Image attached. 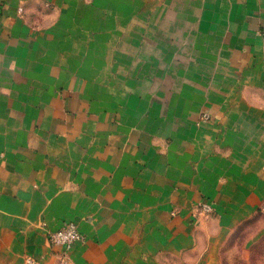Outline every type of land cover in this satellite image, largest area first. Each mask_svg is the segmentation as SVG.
Here are the masks:
<instances>
[{
	"label": "crops",
	"instance_id": "crops-1",
	"mask_svg": "<svg viewBox=\"0 0 264 264\" xmlns=\"http://www.w3.org/2000/svg\"><path fill=\"white\" fill-rule=\"evenodd\" d=\"M239 241L264 252V0H0V264Z\"/></svg>",
	"mask_w": 264,
	"mask_h": 264
},
{
	"label": "built area",
	"instance_id": "built-area-1",
	"mask_svg": "<svg viewBox=\"0 0 264 264\" xmlns=\"http://www.w3.org/2000/svg\"><path fill=\"white\" fill-rule=\"evenodd\" d=\"M200 206L205 211H210L212 209V206L209 203H202ZM82 239L83 234L80 231L77 223L70 220L63 221L58 229L49 233V241L51 245L61 246L63 249H65V251L72 248L77 242L81 241ZM27 264H39V262L33 258H28Z\"/></svg>",
	"mask_w": 264,
	"mask_h": 264
},
{
	"label": "rangeland",
	"instance_id": "rangeland-1",
	"mask_svg": "<svg viewBox=\"0 0 264 264\" xmlns=\"http://www.w3.org/2000/svg\"><path fill=\"white\" fill-rule=\"evenodd\" d=\"M204 118H208L207 114H204ZM234 241L236 240H232L231 242ZM239 243L240 246L231 243L229 244V246L227 245L222 248L223 253L221 254V264H264V262H261L264 252H261L260 248H257L256 250L253 249L251 255L252 261L249 263H245L241 241H239ZM62 264H68V262L63 260Z\"/></svg>",
	"mask_w": 264,
	"mask_h": 264
}]
</instances>
